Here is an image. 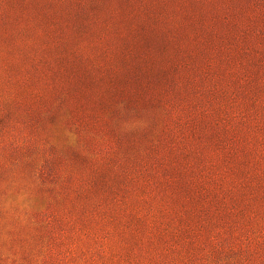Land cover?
<instances>
[{"label":"rangeland","instance_id":"rangeland-1","mask_svg":"<svg viewBox=\"0 0 264 264\" xmlns=\"http://www.w3.org/2000/svg\"><path fill=\"white\" fill-rule=\"evenodd\" d=\"M0 264H264V0H0Z\"/></svg>","mask_w":264,"mask_h":264}]
</instances>
